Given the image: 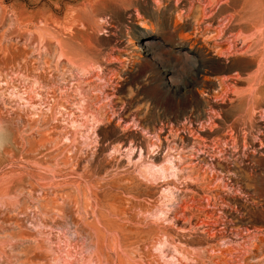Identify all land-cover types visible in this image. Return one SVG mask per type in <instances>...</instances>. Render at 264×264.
I'll return each mask as SVG.
<instances>
[{"label":"rangeland","instance_id":"1","mask_svg":"<svg viewBox=\"0 0 264 264\" xmlns=\"http://www.w3.org/2000/svg\"><path fill=\"white\" fill-rule=\"evenodd\" d=\"M94 2L0 0V264H264V65L231 6Z\"/></svg>","mask_w":264,"mask_h":264},{"label":"bare ground","instance_id":"2","mask_svg":"<svg viewBox=\"0 0 264 264\" xmlns=\"http://www.w3.org/2000/svg\"><path fill=\"white\" fill-rule=\"evenodd\" d=\"M103 0H95V2L93 3V6L90 7L89 10L86 11V19H90L91 17H96V12H97V8L99 7V5L101 4ZM179 1V0H178ZM207 1V0H206ZM210 1H215L217 3V5L220 3L218 2L219 0H210ZM223 1V0H222ZM118 2L120 4H122V6H125L128 2V0H118ZM177 5V4H176ZM199 5V4H198ZM204 5V4H203ZM202 5V6H203ZM223 6L226 5V7L228 6H231V10H233V13L230 14V19L228 20V27L231 28V30H235L236 28L239 30V34L233 39V41L231 43H234L235 45H238L239 41H241L243 44H247L246 42L250 43L249 46H248V49H246L245 52L241 53L239 56H241L240 58H245L246 60H248L249 62H257L259 61V65L261 64L262 67L264 65V25H262V23L264 22V14L261 13V10L263 11L264 9V0H225V2L222 4ZM205 6V5H204ZM201 7V6H200ZM206 7V6H205ZM220 7V6H218ZM204 8V7H203ZM237 8H239L240 10H237ZM262 8V9H260ZM85 10V8H83ZM181 9V8H180ZM200 9V8H199ZM99 10V9H98ZM109 10V9H107ZM203 10V9H202ZM117 11V10H116ZM260 11V12H258ZM74 12V11H73ZM12 13V12H11ZM260 13V14H259ZM74 14V13H73ZM68 15V17L66 18V21L67 23L70 25H75L76 23H79L81 22V18L76 16V15ZM192 14V13H191ZM85 15V14H84ZM101 15V14H100ZM258 15L260 17H258ZM16 16V15H15ZM100 17V16H99ZM199 17V16H198ZM201 17V16H200ZM65 18V17H64ZM204 19V18H203ZM95 20V19H94ZM101 20V19H100ZM206 20V19H205ZM213 19H211L212 21ZM85 21V20H84ZM91 21V19H90ZM196 21V20H195ZM202 21V20H201ZM210 21V20H209ZM206 22V21H205ZM218 22V21H217ZM65 23V22H64ZM66 23V24H67ZM197 24V23H196ZM264 24V23H263ZM202 28L203 24H199ZM18 26V25H17ZM59 26V25H58ZM61 26V25H60ZM67 27V26H66ZM61 28V27H60ZM71 28V27H69ZM194 28V27H193ZM224 28V27H223ZM53 29V28H52ZM64 29V28H63ZM230 30V29H229ZM147 32L151 33L152 30L149 29L147 30ZM230 33V32H229ZM238 33V32H237ZM246 33H250V36L248 37H245V34ZM220 35V34H219ZM248 35V34H247ZM50 37V36H49ZM74 37V36H73ZM217 38V37H216ZM73 40V38H71ZM74 42V41H73ZM237 43V44H236ZM232 45V44H231ZM230 45V46H231ZM81 48V47H80ZM138 49H136L139 53H143V54H148L152 51V47L150 46L149 43H142L140 41V44L136 47ZM79 49V48H78ZM91 51V50H90ZM227 51V50H226ZM73 53V51H71ZM228 52V51H227ZM235 52V51H233ZM238 54V53H237ZM89 56V55H88ZM87 59V58H86ZM199 59V58H198ZM261 59V61L259 60ZM263 59V60H262ZM192 60V64L193 66L196 65V63L198 62V60L196 58H191ZM241 60V59H240ZM45 64V63H44ZM74 65V64H73ZM49 66V65H47ZM75 66V65H74ZM247 67V66H246ZM50 68V67H49ZM52 68V67H51ZM72 68V67H71ZM83 68V66H82ZM56 69V68H55ZM83 70V69H82ZM86 70V69H85ZM84 70V71H85ZM264 71V69H263ZM89 73V72H88ZM261 68H259V70L257 69V72L255 73L256 75H254L253 77H243L242 75L240 76L239 75V78H246L250 83H253L254 85L255 84H259V81L261 80ZM64 75V74H63ZM264 78V77H263ZM222 80V79H221ZM224 83L226 82L225 80L223 81ZM222 82V86H225V84ZM209 83H210V80L208 79H204V85H203V88L204 90H208L210 89L209 86ZM198 84V83H197ZM201 85V86H202ZM213 88V87H212ZM258 92H254V91H250L248 97L250 98V100L252 101V104L254 103V100L256 99L255 98V95L257 94ZM253 95V97H252ZM223 98V96H220ZM247 97V99H248ZM217 98H215L214 100H216ZM225 99V98H224ZM227 99V97H226ZM239 99V98H238ZM242 99V98H241ZM244 99V97H243ZM223 100V99H222ZM230 100V99H228ZM237 100V99H236ZM245 100H246V96H245ZM244 100V101H245ZM205 101V100H204ZM225 101V100H224ZM227 101V100H226ZM225 101V102H226ZM235 100H233L234 102ZM228 102V101H227ZM232 102V101H231ZM237 102H240L237 100ZM243 102V101H242ZM216 103V102H215ZM249 103V102H248ZM256 104V103H255ZM215 105H218V103L214 104ZM254 105V104H253ZM252 105V106H253ZM219 106V105H218ZM244 107V106H243ZM205 108V107H204ZM218 108V107H217ZM208 110L209 111H212V112H215V109H211L208 107ZM240 110V109H239ZM238 110V111H239ZM221 111V109H220ZM220 111H217L218 114H219V117L217 118H210V117H206V120H204L202 123V129L204 128L205 124H208L210 125V129L208 132H205V134L201 135L202 138L199 139V138H196L198 139V141L196 142L198 144V146L202 147L204 146L203 148H206V143L208 142V140H210V138L214 137V140H215V137L217 136H220L223 135L224 131L226 128H229V127H226L227 125V122H226V118L223 117V118H220ZM181 112V111H180ZM179 112V113H180ZM184 112V111H183ZM240 112V111H239ZM175 113V112H174ZM177 113V112H176ZM196 113V112H195ZM191 114V113H190ZM217 114V113H216ZM217 114V115H218ZM222 114V113H221ZM239 114V113H238ZM177 115V114H176ZM183 116V114H182ZM187 116V115H186ZM191 116V115H190ZM200 116V115H198ZM223 116V115H222ZM176 118V116H175ZM179 118V116H178ZM177 118V119H178ZM171 119V118H170ZM184 122H185V125H191L195 122V123H199L201 122L202 118L200 117H197L194 119V115L192 117H188V118H185L184 116ZM53 121V120H52ZM167 121V120H166ZM171 123L173 125L174 124H177L178 121H168V124ZM233 125V124H232ZM231 125V126H232ZM178 126V125H177ZM230 126V127H231ZM3 127V126H2ZM182 127V126H181ZM231 131L233 130L234 131V128L235 127H231ZM186 129V127L184 128ZM7 130V129H6ZM175 130V129H174ZM230 130V129H229ZM236 130V129H235ZM9 131V130H8ZM185 131V130H183ZM201 132V131H200ZM3 136H5V132L3 129L0 128V144L3 143L4 141V138ZM233 136V135H232ZM216 137V138H217ZM235 138V137H234ZM213 139V138H212ZM236 139V138H235ZM13 143V142H12ZM182 144V143H181ZM183 146V145H182ZM6 153V151H5ZM201 161V160H200ZM201 162H205L204 160L201 161ZM206 164V163H205Z\"/></svg>","mask_w":264,"mask_h":264}]
</instances>
